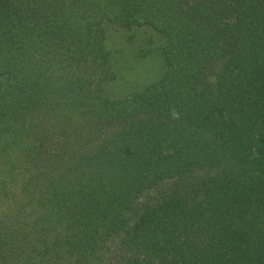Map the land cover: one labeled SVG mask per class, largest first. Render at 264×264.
<instances>
[{"label": "trees", "instance_id": "obj_1", "mask_svg": "<svg viewBox=\"0 0 264 264\" xmlns=\"http://www.w3.org/2000/svg\"><path fill=\"white\" fill-rule=\"evenodd\" d=\"M0 264H264V0H0Z\"/></svg>", "mask_w": 264, "mask_h": 264}, {"label": "rangeland", "instance_id": "obj_2", "mask_svg": "<svg viewBox=\"0 0 264 264\" xmlns=\"http://www.w3.org/2000/svg\"><path fill=\"white\" fill-rule=\"evenodd\" d=\"M107 32L117 71L116 79L106 84L108 95H127L162 75L164 67L155 55L162 42L158 32L150 27L129 29L114 24L107 25Z\"/></svg>", "mask_w": 264, "mask_h": 264}]
</instances>
